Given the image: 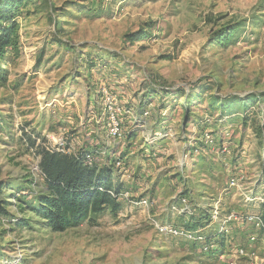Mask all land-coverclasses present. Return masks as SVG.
<instances>
[{
	"label": "rangeland",
	"instance_id": "1",
	"mask_svg": "<svg viewBox=\"0 0 264 264\" xmlns=\"http://www.w3.org/2000/svg\"><path fill=\"white\" fill-rule=\"evenodd\" d=\"M20 11L0 87V263L264 264V237L252 242L241 220L264 203V0H30ZM104 86L119 95L118 139L90 119ZM252 94L231 113L210 103ZM36 135L119 159L121 210L51 232L29 205L43 190ZM194 218L214 250L167 232Z\"/></svg>",
	"mask_w": 264,
	"mask_h": 264
},
{
	"label": "trees",
	"instance_id": "2",
	"mask_svg": "<svg viewBox=\"0 0 264 264\" xmlns=\"http://www.w3.org/2000/svg\"><path fill=\"white\" fill-rule=\"evenodd\" d=\"M29 1L0 0V87H5L7 83L6 60L9 56L19 53L18 17L20 10ZM234 32L235 30L230 31L227 35L222 34L218 41L231 40ZM143 33L146 34L145 31H141V35L127 34L125 37L133 42L145 38L146 35ZM200 90L202 93L212 92L213 87L204 84L201 85ZM261 96L264 98V94ZM257 97L256 94H252L246 98L226 96L222 98L223 100H215V95H212L210 103L212 106L217 104L221 110L231 113L232 106L245 109L255 103ZM187 99L189 100V98ZM188 100L184 106L185 110L189 105ZM143 106L145 103H140V110L144 108ZM27 141L30 147L37 148V153L40 156L38 167L43 180V190L33 194L34 204L29 205L41 219L42 224L51 232H64L67 229L75 228L85 221L93 220L94 215L106 210L113 214L121 210L123 188L118 181L119 175L116 173L115 167V163L117 160L120 161L119 159L109 160L107 157L106 162L100 159L89 166L85 162L86 156L99 155L95 146L88 144L87 147H80L76 152L75 150L69 152L68 145L63 151L47 150L45 139L42 138L40 141L39 135L27 137ZM5 187L6 182L0 179V215L8 216L9 213L6 211V203L2 195ZM257 215L261 220L257 235L264 237V203L260 205ZM194 219L192 223L187 224L188 229L196 230L204 225L198 218ZM222 247L223 242L219 244V248Z\"/></svg>",
	"mask_w": 264,
	"mask_h": 264
},
{
	"label": "built area",
	"instance_id": "3",
	"mask_svg": "<svg viewBox=\"0 0 264 264\" xmlns=\"http://www.w3.org/2000/svg\"><path fill=\"white\" fill-rule=\"evenodd\" d=\"M98 103V101H97ZM98 113L94 114L93 112H91L90 114V119L93 121V123H99V121H101L102 125L104 126V129L106 131V136L108 139H118L122 136V127H121V121L119 119V112H120V99L117 93H115L114 91H112L110 88L108 87H102L101 88V92H100V102L98 103ZM206 138H209V136L206 134ZM65 141L61 138H59L58 140H54V144L51 145L49 142H47L45 144V148L47 150H61L63 151L65 149ZM70 152V150H68ZM101 154H104L103 151H101L99 153V155L101 156ZM95 156L94 155H87L85 158V162L87 165H92L95 162ZM121 161H118L115 163L118 164L115 166L117 170L120 169L119 166ZM39 164V163H38ZM38 164L35 165V171L37 173H40ZM236 179L235 178H231L230 179V185L231 186H235L236 184ZM136 203H142V204H148V200L146 199H142L139 202H133V204ZM240 218V217H239ZM239 218H235V220H239ZM241 220H247V221H252L254 223V229L256 231L255 234H251L250 235V240L253 242L257 239L258 235H257V231L259 230L260 226H261V220L259 218L258 215H255L254 217H245V219ZM167 232L171 233L174 236L186 239V240H190L193 242H197L199 245L201 244L202 250L204 253H208L212 250H214V246L211 245V243H209V241H207L206 236L203 234L202 229H196V230H191L188 228H180V227H167ZM1 264V263H0Z\"/></svg>",
	"mask_w": 264,
	"mask_h": 264
},
{
	"label": "crops",
	"instance_id": "4",
	"mask_svg": "<svg viewBox=\"0 0 264 264\" xmlns=\"http://www.w3.org/2000/svg\"><path fill=\"white\" fill-rule=\"evenodd\" d=\"M119 96V95H118ZM98 103H99V101H98ZM98 103H97V101L95 102V104H97L96 106H98ZM141 103V102H140ZM140 103H138L136 106H134V107H136V110H138V112L140 111H143L145 108H141L142 110H140ZM94 107H95V105H94ZM165 111H161L160 110V112L159 113H164ZM162 115V114H161ZM93 141H97V139H96V137H94V140ZM154 142H156V141H154ZM153 142V143H154ZM95 144V145H94ZM89 145H91V146H95L96 147V149L98 150V151H100L99 150V148L101 147L98 143H95V142H92V141H90V144ZM110 149V147H106L105 148V152L106 151H108ZM95 160H100V155H95Z\"/></svg>",
	"mask_w": 264,
	"mask_h": 264
}]
</instances>
